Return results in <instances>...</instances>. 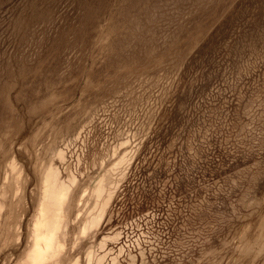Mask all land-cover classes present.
Instances as JSON below:
<instances>
[{
	"label": "rangeland",
	"instance_id": "rangeland-1",
	"mask_svg": "<svg viewBox=\"0 0 264 264\" xmlns=\"http://www.w3.org/2000/svg\"><path fill=\"white\" fill-rule=\"evenodd\" d=\"M58 214L40 264H264V0H0V264Z\"/></svg>",
	"mask_w": 264,
	"mask_h": 264
},
{
	"label": "bare ground",
	"instance_id": "bare-ground-1",
	"mask_svg": "<svg viewBox=\"0 0 264 264\" xmlns=\"http://www.w3.org/2000/svg\"><path fill=\"white\" fill-rule=\"evenodd\" d=\"M55 198L57 200V203L60 207V212L63 207L66 193L65 192H58L55 195ZM60 214L57 215L54 222L44 231H41L40 228L43 224H47V221H41L39 220L36 224V239H35V245L34 249L32 251V258L33 262L35 264L42 263L45 259H47L48 255L53 254L57 251V241H56V234H57V228L59 226L60 222Z\"/></svg>",
	"mask_w": 264,
	"mask_h": 264
}]
</instances>
